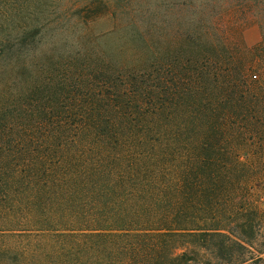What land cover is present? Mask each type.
Returning a JSON list of instances; mask_svg holds the SVG:
<instances>
[{
  "label": "trees",
  "instance_id": "1",
  "mask_svg": "<svg viewBox=\"0 0 264 264\" xmlns=\"http://www.w3.org/2000/svg\"><path fill=\"white\" fill-rule=\"evenodd\" d=\"M20 28L0 36L19 75L0 88V264H264V39L258 71L216 52L141 88L48 80L44 26Z\"/></svg>",
  "mask_w": 264,
  "mask_h": 264
},
{
  "label": "rangeland",
  "instance_id": "2",
  "mask_svg": "<svg viewBox=\"0 0 264 264\" xmlns=\"http://www.w3.org/2000/svg\"><path fill=\"white\" fill-rule=\"evenodd\" d=\"M26 23L44 26V43L32 63L43 67L48 80L68 75L70 82L83 69L94 79L105 70L103 78L159 86L171 76L154 66L175 59L183 69L195 58L202 66L216 52L229 53L249 70L261 68L253 67L251 51L264 39V0H0V36L19 35ZM2 71L0 88L4 79L19 85L17 69ZM258 195L264 213V190Z\"/></svg>",
  "mask_w": 264,
  "mask_h": 264
}]
</instances>
